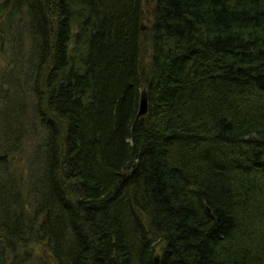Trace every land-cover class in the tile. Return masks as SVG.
Here are the masks:
<instances>
[{
  "label": "trees",
  "instance_id": "1",
  "mask_svg": "<svg viewBox=\"0 0 264 264\" xmlns=\"http://www.w3.org/2000/svg\"><path fill=\"white\" fill-rule=\"evenodd\" d=\"M31 244L50 264H264V0L12 1L0 264Z\"/></svg>",
  "mask_w": 264,
  "mask_h": 264
},
{
  "label": "rangeland",
  "instance_id": "2",
  "mask_svg": "<svg viewBox=\"0 0 264 264\" xmlns=\"http://www.w3.org/2000/svg\"><path fill=\"white\" fill-rule=\"evenodd\" d=\"M21 95V94H20ZM21 100L23 103L24 102V98L25 95H21ZM26 104L28 105L26 108L28 109V111L25 114L24 119L19 118L18 122H16V127H18L19 125L22 127L20 129L21 133H22V140L21 142V151L23 153H25L27 156H29L30 152L33 151V144H35L37 141L35 135H34V130H33V121H32V114L30 111V107H29V103H30V98H28V100H26ZM31 243V242H30ZM35 252L33 259H29L27 261V264H41V262L43 260H46V264H50L52 263V259L46 256L47 253V247L45 244H31L30 246H25L22 245V247H20L17 251L21 252L23 254L26 255V252H31L33 251ZM29 256H33V254H29ZM21 258V260H24L26 258V256H19ZM48 260H47V258Z\"/></svg>",
  "mask_w": 264,
  "mask_h": 264
},
{
  "label": "water",
  "instance_id": "3",
  "mask_svg": "<svg viewBox=\"0 0 264 264\" xmlns=\"http://www.w3.org/2000/svg\"><path fill=\"white\" fill-rule=\"evenodd\" d=\"M13 0H0V21L4 18V16L8 13V11L11 8ZM149 111V101H148V95L146 89H144L140 96V102H139V110L136 115L135 119V125L138 122V120L148 114ZM126 176L125 174L123 175ZM156 262H159V256H156L155 258Z\"/></svg>",
  "mask_w": 264,
  "mask_h": 264
}]
</instances>
